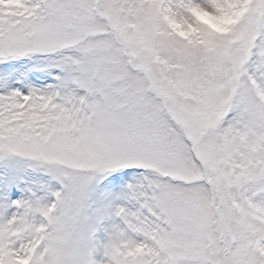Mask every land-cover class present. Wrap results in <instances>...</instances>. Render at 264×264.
<instances>
[{"label":"snow or ice","instance_id":"6c2138e0","mask_svg":"<svg viewBox=\"0 0 264 264\" xmlns=\"http://www.w3.org/2000/svg\"><path fill=\"white\" fill-rule=\"evenodd\" d=\"M0 264H264V0H0Z\"/></svg>","mask_w":264,"mask_h":264}]
</instances>
